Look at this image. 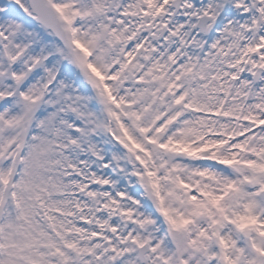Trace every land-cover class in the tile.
<instances>
[{
  "label": "snow or ice",
  "instance_id": "1",
  "mask_svg": "<svg viewBox=\"0 0 264 264\" xmlns=\"http://www.w3.org/2000/svg\"><path fill=\"white\" fill-rule=\"evenodd\" d=\"M0 264H264V0H0Z\"/></svg>",
  "mask_w": 264,
  "mask_h": 264
}]
</instances>
